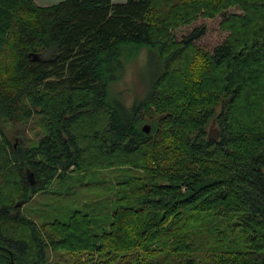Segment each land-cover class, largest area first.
I'll return each instance as SVG.
<instances>
[{"label": "trees", "instance_id": "16d2710c", "mask_svg": "<svg viewBox=\"0 0 264 264\" xmlns=\"http://www.w3.org/2000/svg\"><path fill=\"white\" fill-rule=\"evenodd\" d=\"M216 17L211 52L204 26L173 33ZM142 51L154 72L126 106L112 86ZM5 120L38 137L14 146ZM84 188L105 194L41 224L21 213ZM165 248L175 264H264V0H0V264H145Z\"/></svg>", "mask_w": 264, "mask_h": 264}, {"label": "rangeland", "instance_id": "374dc122", "mask_svg": "<svg viewBox=\"0 0 264 264\" xmlns=\"http://www.w3.org/2000/svg\"><path fill=\"white\" fill-rule=\"evenodd\" d=\"M33 1L37 6L48 7L63 0ZM113 2L123 3L125 2V0H113ZM227 12L228 14L239 13L237 9H229ZM220 21L221 17H216L210 20L200 19L196 24L179 28L173 33L179 40L183 37L188 36L193 27L204 26V36L195 43L198 47L204 48L211 52L212 49L216 47L220 42L225 40L227 36V33L221 31L219 28ZM153 72V67L145 59V51H142L134 62L128 64L125 67L120 79L112 86L110 98L120 99L121 97L124 105L126 106H130L134 101L142 100L148 91V79L151 78ZM116 95H120V97ZM2 127L6 137L11 140L14 146H18L22 139L27 140L28 138L34 137L36 139L39 134L38 128L35 126L34 122L30 120L26 122L22 121L15 125L5 120L2 122ZM127 175L139 176L140 173L138 171L132 170L128 172ZM105 176H107L110 184L116 180L115 176L119 175L115 172L107 171L105 172ZM81 194V199L77 198L73 200H62L59 197L51 195V193L39 194L37 196H34L28 203L23 205V207L21 208V213L26 215V217L32 219L33 221H36L38 224H41L43 222V220L40 218L42 217V215H45L46 213L54 214L55 209H60L62 214H64V211L66 210L77 209L79 207V200H81V202L95 201V194H99V198H102L105 192L103 189L84 188L81 190ZM48 255H50L49 252ZM164 257H167L169 259L164 262V264H175L177 262V257L174 254H170L169 250L165 248L164 250L155 253L154 258L146 259L144 263L151 264L152 262L154 263L156 259H162ZM137 258L138 257L134 253L120 255V257L117 260L111 262V264H138Z\"/></svg>", "mask_w": 264, "mask_h": 264}, {"label": "water", "instance_id": "95a60500", "mask_svg": "<svg viewBox=\"0 0 264 264\" xmlns=\"http://www.w3.org/2000/svg\"><path fill=\"white\" fill-rule=\"evenodd\" d=\"M143 130H144V132H148V128H147V126H145V127H143ZM29 180H30V185L32 186L33 185V182H32V178H33V176H32V174L30 173L29 174ZM21 206V204L20 203H17V205L15 206L16 208H19Z\"/></svg>", "mask_w": 264, "mask_h": 264}]
</instances>
